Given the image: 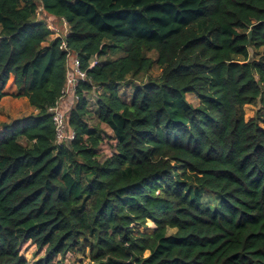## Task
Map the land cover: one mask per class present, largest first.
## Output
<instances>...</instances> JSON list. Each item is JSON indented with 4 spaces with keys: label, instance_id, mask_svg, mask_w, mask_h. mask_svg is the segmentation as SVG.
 <instances>
[{
    "label": "trees",
    "instance_id": "trees-1",
    "mask_svg": "<svg viewBox=\"0 0 264 264\" xmlns=\"http://www.w3.org/2000/svg\"><path fill=\"white\" fill-rule=\"evenodd\" d=\"M262 47L264 0H0V102L13 76L35 110L1 124L0 264H264Z\"/></svg>",
    "mask_w": 264,
    "mask_h": 264
},
{
    "label": "rangeland",
    "instance_id": "rangeland-1",
    "mask_svg": "<svg viewBox=\"0 0 264 264\" xmlns=\"http://www.w3.org/2000/svg\"><path fill=\"white\" fill-rule=\"evenodd\" d=\"M39 12L37 13L39 19H43L48 23L49 28L54 31L55 35H65L68 31V26L64 19L54 17L51 15H46L42 9L39 7ZM264 52V47H262L259 50V54ZM253 53V51H252ZM151 74L153 76H158L160 74V70L157 67H154L151 71ZM6 93L7 95L2 99L0 102V131L2 130L1 124L6 122H11L15 119L23 118L26 116L31 115L32 113H35V110L31 107L29 104V101L26 97L20 95L21 90L17 88L14 82L13 76L10 78L7 87H6ZM120 92H123L120 91ZM130 93H128V96ZM190 100H193V97L191 95H188ZM88 98L90 99V105L94 107L95 100L97 96L95 93H91L88 95ZM195 102V101H194ZM63 105L65 108H69L73 105L71 102V96H65V100L63 101ZM261 104L258 105H248L246 107V117L251 118L254 116L255 112L259 109ZM96 122V119L92 120V124ZM102 128L107 133V136L111 135V130L107 128L105 125H102ZM114 148V141L109 138H105V140L102 142L100 149H99V157H105L106 155L109 156L112 153V150ZM154 223L152 221H148V229L141 227L142 231H150L153 229ZM23 255L26 256L27 259L30 261H34L35 259H38L39 257L44 255V251H38L36 245L31 244L30 242L26 243L22 248ZM60 256H58L59 260ZM88 259L84 257L81 253H73L69 252L64 259L62 264H87Z\"/></svg>",
    "mask_w": 264,
    "mask_h": 264
},
{
    "label": "built area",
    "instance_id": "built-area-1",
    "mask_svg": "<svg viewBox=\"0 0 264 264\" xmlns=\"http://www.w3.org/2000/svg\"><path fill=\"white\" fill-rule=\"evenodd\" d=\"M65 45V43H64ZM66 46V45H65ZM68 65H67V79L66 85L63 89V95L58 100L56 105L50 110L53 112V120L56 125L57 142L60 144L68 143L74 138V132L67 125V112L69 108H65L63 101L65 96H71V102L75 101L74 92L76 87L81 81H84L87 77L86 72L80 67V61L76 55L68 54ZM97 64V60L94 59L91 63V67Z\"/></svg>",
    "mask_w": 264,
    "mask_h": 264
}]
</instances>
